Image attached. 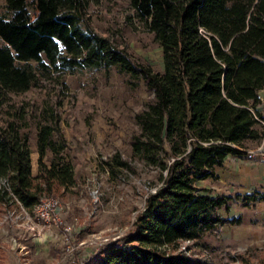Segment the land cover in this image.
<instances>
[{"label": "trees", "instance_id": "1", "mask_svg": "<svg viewBox=\"0 0 264 264\" xmlns=\"http://www.w3.org/2000/svg\"><path fill=\"white\" fill-rule=\"evenodd\" d=\"M120 4L124 25L137 24L160 47L161 71L134 57L119 30H101L90 5ZM115 68L150 93L133 115L132 155L154 171L142 209L123 242L74 264H213L205 232L220 237L231 200L264 202V192L211 195L197 182L216 180L228 157H244L264 138L258 94L264 89V0H3L0 9V213L35 212L42 197H62L76 183L61 130L67 75ZM36 89L41 98L18 97ZM80 106L75 93L68 115ZM26 114L36 118L37 173L31 174ZM49 152V166L43 156ZM116 169L131 170L114 154ZM182 243H187L182 246ZM230 262L252 264L242 254ZM72 262H69L71 264Z\"/></svg>", "mask_w": 264, "mask_h": 264}, {"label": "rangeland", "instance_id": "2", "mask_svg": "<svg viewBox=\"0 0 264 264\" xmlns=\"http://www.w3.org/2000/svg\"><path fill=\"white\" fill-rule=\"evenodd\" d=\"M3 0H0V9ZM120 4L106 2L100 7L90 5L91 21L101 30H119L125 37L129 52L153 70L163 68L161 49L152 35L136 23L124 25L120 17ZM68 95L62 106L61 130L71 144L65 151V160L73 165L76 183L62 197L61 223L43 225L24 209L11 208L0 213V264H69L82 261L98 249L111 243L123 242L132 222L142 209L149 188L147 182L154 171L132 155L129 139L137 131L133 115L150 98L140 79L116 72L115 68L77 71L67 75ZM75 93L81 109L68 115L66 102ZM259 110L264 115V89L258 94ZM41 98L36 89L21 94V102H34ZM36 118L26 114L21 133L28 138L31 174L37 173ZM264 144L249 143V149ZM248 149V150H249ZM114 154L126 160L131 170L116 169L111 162ZM51 154L42 161L49 166ZM240 167L235 170L234 167ZM250 165L261 170H250ZM219 177L197 182L211 195L228 191L231 196L256 189L264 192V162L249 161L244 157H231L222 168L216 169ZM227 175V181L222 177ZM52 197V196H51ZM224 217L241 216V223L223 226L220 237L205 232L201 241L213 264H226L231 255L242 254L252 264H264V202L244 205L241 198L229 202L228 210L219 209ZM64 226L70 227V242L65 241ZM187 243H182V246ZM69 245L70 249L67 248ZM231 264H238L235 260Z\"/></svg>", "mask_w": 264, "mask_h": 264}, {"label": "built area", "instance_id": "3", "mask_svg": "<svg viewBox=\"0 0 264 264\" xmlns=\"http://www.w3.org/2000/svg\"><path fill=\"white\" fill-rule=\"evenodd\" d=\"M263 127L264 123L262 122ZM244 158L249 161H256L259 163L264 162V144H260L256 146L253 149H249L246 151ZM60 211H61V205L59 201L54 197H42L40 199L39 204L37 205L35 209V216L39 223H42L43 225H59L61 223L60 220ZM64 234H65V241L67 244L70 242V227L64 226L63 228ZM70 249L69 245L67 246V249Z\"/></svg>", "mask_w": 264, "mask_h": 264}, {"label": "crops", "instance_id": "4", "mask_svg": "<svg viewBox=\"0 0 264 264\" xmlns=\"http://www.w3.org/2000/svg\"><path fill=\"white\" fill-rule=\"evenodd\" d=\"M262 91V90H261ZM261 111V110H260ZM264 116V115H263ZM231 160V157H228L225 161L226 162H229ZM247 166H249L250 167V170H252L253 172H257V173H259L261 170H259V169H257L256 167H252V166H250V165H247ZM240 166L239 165H237V167H234L235 168V170H238V168H239ZM222 168V167H221ZM219 169V168H218ZM216 175H217V178L219 177V174L218 173H216ZM222 180L223 181H227V175H224L223 177H222ZM255 191H259V190H255ZM219 194L220 195H226V196H231L230 194H229V192L228 191H226V192H219ZM234 194H241V192H239V191H236V192H234ZM248 194V193H247ZM254 204H256V203H254ZM231 217H238V216H229V218H231Z\"/></svg>", "mask_w": 264, "mask_h": 264}]
</instances>
